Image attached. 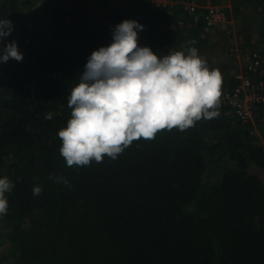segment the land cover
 <instances>
[{
    "label": "trees",
    "instance_id": "1",
    "mask_svg": "<svg viewBox=\"0 0 264 264\" xmlns=\"http://www.w3.org/2000/svg\"><path fill=\"white\" fill-rule=\"evenodd\" d=\"M230 1L247 45L264 55V0ZM2 19L13 31L0 49L15 41L24 58L0 63V178L15 185L0 264H264V180L252 172L264 170V142L227 107L184 131L134 141L114 160L69 168L59 152L71 88L91 54L113 42L116 25H143L138 45L147 39L158 57L194 47L218 69L210 61L217 43L201 22L181 6L145 0H0ZM228 55L218 69L222 90L237 84ZM257 111L264 117V107Z\"/></svg>",
    "mask_w": 264,
    "mask_h": 264
},
{
    "label": "clouds",
    "instance_id": "2",
    "mask_svg": "<svg viewBox=\"0 0 264 264\" xmlns=\"http://www.w3.org/2000/svg\"><path fill=\"white\" fill-rule=\"evenodd\" d=\"M143 30L134 20L116 25L113 42L91 54L79 83L71 88L70 119L57 133L67 167L100 163L105 156L114 160L141 138L151 140L162 130L184 131L201 119L219 117L220 71L210 69L194 47L170 49L158 57L149 47L138 45V31ZM12 31L10 20H0V42ZM0 52V63L24 58L15 41ZM52 115L47 113L45 119ZM49 178L69 186L55 173ZM14 187L8 177L0 178V216L7 214L6 193ZM41 192V187L33 188L34 196Z\"/></svg>",
    "mask_w": 264,
    "mask_h": 264
},
{
    "label": "built area",
    "instance_id": "3",
    "mask_svg": "<svg viewBox=\"0 0 264 264\" xmlns=\"http://www.w3.org/2000/svg\"><path fill=\"white\" fill-rule=\"evenodd\" d=\"M160 7L173 8L181 6L192 17L193 23L203 24V29L214 43L227 45L228 57L234 63L232 76L236 81L233 89L222 90L220 106L243 123L255 125L264 117H259L257 109L264 107V55L256 50L244 48L245 37L237 30V23L232 13L233 7L220 0H145ZM230 16V17H229ZM184 21L181 20L180 24Z\"/></svg>",
    "mask_w": 264,
    "mask_h": 264
},
{
    "label": "rangeland",
    "instance_id": "4",
    "mask_svg": "<svg viewBox=\"0 0 264 264\" xmlns=\"http://www.w3.org/2000/svg\"><path fill=\"white\" fill-rule=\"evenodd\" d=\"M31 1H34V0H31ZM35 1H45V0H35ZM226 2H228V0H220V3H226ZM92 5H94V4H92ZM94 13H95V15H96V17L98 18V19H104L102 16V12L101 11H99L96 7L94 8ZM227 12V14L228 15H231V13H232V15H233V17H234V19L236 20V27H237V30L239 31V33L241 34V33H244L243 32V30H244V28H243V26L241 25L242 23H241V21H240V18H237L235 15H234V11L232 10V11H226ZM232 15H231V17H232ZM230 17V16H229ZM104 21V20H103ZM258 25V28H259V24H257ZM255 31H256V27H255ZM254 31V33H253V35H255V37L253 38L254 39V42L256 41V42H258V40H260V34H258L257 32H255ZM186 33V32H185ZM243 36H244V34H242ZM245 37V36H244ZM150 41V40H149ZM263 41V40H262ZM216 44V43H215ZM140 45H141V47H150V45L151 44H148V40L147 39H144V40H142L141 41V43H140ZM157 45H160V43H158ZM244 48L245 49H247V50H253L252 48H250L248 45H247V43H246V39H245V43H244ZM228 47H227V45L226 44H224V43H217V45L214 47V50H215V58L214 59H211L210 61H212V64L213 65H220V64H222L220 67H222V66H224V65H226V63L225 62H229V59H227V61H226V57L223 59V57L224 56H226L227 54H228V49H227ZM155 50H157V49H155ZM160 55L161 56H164V55H167L168 53H169V51H168V53H167V50L166 49H162L160 52ZM157 55H159V54H157ZM219 67V68H220ZM218 68V69H219ZM257 129H258V132H259V136L262 138V141L264 142V123H261V121L257 124ZM252 172L253 173H255L256 175H258L259 177H261L263 180H264V170H262V169H259V168H257V167H254L253 169H252ZM217 174V172L215 171V169H213L212 168V170H210L209 172H208V175H207V178H206V180H207V182L209 181V182H214V181H216V179H217V176L218 175H216ZM5 225V222H4V217H3V215L2 216H0V231H3V226ZM9 244H5V245H1L0 246V255H7L8 253H9ZM2 264V263H1ZM3 264H9V263H3Z\"/></svg>",
    "mask_w": 264,
    "mask_h": 264
},
{
    "label": "crops",
    "instance_id": "5",
    "mask_svg": "<svg viewBox=\"0 0 264 264\" xmlns=\"http://www.w3.org/2000/svg\"><path fill=\"white\" fill-rule=\"evenodd\" d=\"M229 1H230V0H228V3H227V2H226V3L229 4V3H230ZM229 5L231 6V4H229Z\"/></svg>",
    "mask_w": 264,
    "mask_h": 264
}]
</instances>
